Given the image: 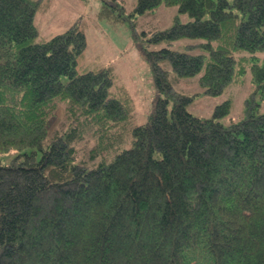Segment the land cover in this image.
Returning <instances> with one entry per match:
<instances>
[{
    "label": "trees",
    "instance_id": "1",
    "mask_svg": "<svg viewBox=\"0 0 264 264\" xmlns=\"http://www.w3.org/2000/svg\"><path fill=\"white\" fill-rule=\"evenodd\" d=\"M46 1L0 0V264H264L260 102L229 124L232 100L196 116L161 64L202 73L208 95L251 69L264 101V0H138L136 16L166 4L191 18L147 41L198 40L139 44L156 88L144 123L113 66L79 68L82 24L40 39Z\"/></svg>",
    "mask_w": 264,
    "mask_h": 264
},
{
    "label": "rangeland",
    "instance_id": "2",
    "mask_svg": "<svg viewBox=\"0 0 264 264\" xmlns=\"http://www.w3.org/2000/svg\"><path fill=\"white\" fill-rule=\"evenodd\" d=\"M46 3L48 8L39 11L36 18L40 39L49 40L75 23L82 24L88 46L79 68L86 70L113 66L117 83L126 86L136 98L138 123L147 121L156 96L152 68L139 44L152 50L170 47L184 51L187 44L198 42L197 39L189 38L162 44L147 41L153 32L175 25L177 17L181 23L191 20L189 15L179 12L177 5L161 4L155 10L136 16L134 10L138 0H115L117 8L112 11L111 17L104 18L100 16V12L108 3L107 0H47ZM258 55L264 58V53ZM161 64L170 71L171 82L177 90L195 97L188 109L196 116L211 118L218 105L232 100L230 114L219 120L225 124L238 121L244 116L245 101L252 93H255V98L261 104L259 111L264 113V101L257 92L251 69L223 94L208 95L199 82L202 73L193 77L176 78L168 61H162ZM64 121V113L58 112L50 129L54 131Z\"/></svg>",
    "mask_w": 264,
    "mask_h": 264
}]
</instances>
